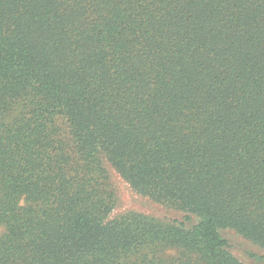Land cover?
<instances>
[{"label": "trees", "instance_id": "obj_1", "mask_svg": "<svg viewBox=\"0 0 264 264\" xmlns=\"http://www.w3.org/2000/svg\"><path fill=\"white\" fill-rule=\"evenodd\" d=\"M223 229L264 247V0H0V264H246Z\"/></svg>", "mask_w": 264, "mask_h": 264}, {"label": "rangeland", "instance_id": "obj_2", "mask_svg": "<svg viewBox=\"0 0 264 264\" xmlns=\"http://www.w3.org/2000/svg\"><path fill=\"white\" fill-rule=\"evenodd\" d=\"M107 166L118 197L112 216L127 211H137L164 220H183L182 211L138 194L111 165L107 163ZM222 234L230 241L231 252L244 263L264 264V247L244 238L232 229H223Z\"/></svg>", "mask_w": 264, "mask_h": 264}]
</instances>
